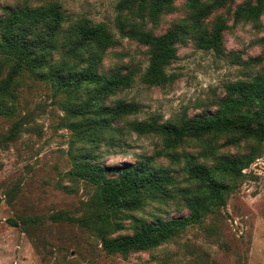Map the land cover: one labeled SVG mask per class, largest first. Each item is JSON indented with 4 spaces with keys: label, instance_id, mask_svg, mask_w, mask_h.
<instances>
[{
    "label": "rangeland",
    "instance_id": "1",
    "mask_svg": "<svg viewBox=\"0 0 264 264\" xmlns=\"http://www.w3.org/2000/svg\"><path fill=\"white\" fill-rule=\"evenodd\" d=\"M53 1L62 4L68 16L65 25L87 19L107 24L114 33L117 44L108 48L101 71L133 73L132 85L110 99L138 103L140 111L131 120L156 115L162 121H175L214 111L227 84L264 68V63L252 61L264 54V12L257 22L234 23L227 9L216 10L207 22L211 26L217 14L227 15L224 53L199 48L188 38L178 44L177 57L168 68L177 78L162 85L142 80L149 63L148 47L119 33L120 0H0V16L6 6ZM243 1L235 0L233 5ZM187 14L185 0H175L173 10L163 13L156 25L146 21L145 27L161 33ZM9 69L10 64L0 56V76H6ZM20 80L15 111L11 100L1 101L8 112L0 109V264H264V142L255 160L243 169L226 205L207 214L202 222L152 249L128 255L107 253L91 229L51 217L60 211L75 217L94 214L95 188L66 174L74 142L72 130L63 125L61 97L44 80L28 74ZM223 141L219 138L217 144ZM254 145L243 142L220 147V151L244 154ZM163 146L158 136L126 131L118 145L103 147L101 161L125 166L141 155L156 154ZM180 150L197 153L199 149L187 144ZM157 162L174 168L178 188L186 187L184 161L173 164L160 156ZM131 214L149 221L167 220L188 215L189 209L178 190L167 200H149L140 210L120 212L118 218L125 228L116 234L132 232Z\"/></svg>",
    "mask_w": 264,
    "mask_h": 264
},
{
    "label": "trees",
    "instance_id": "2",
    "mask_svg": "<svg viewBox=\"0 0 264 264\" xmlns=\"http://www.w3.org/2000/svg\"><path fill=\"white\" fill-rule=\"evenodd\" d=\"M174 1L118 3L122 12L116 22L119 33L148 47L149 63L142 80L149 85L177 78L168 68L177 57L178 44L188 38H193L199 48L224 53L227 15L217 14L211 26L207 22L216 10L227 9L234 23L257 22L264 12V0H245L236 5L235 0H185L188 14L167 30L155 33L145 27L146 21L156 25L163 13L173 10ZM3 9L0 56L10 69L6 76H0V109L8 112L1 101L11 100L15 111L23 74L49 83L54 94L61 97L63 125L72 130L76 145L70 150L71 168L66 174L95 188L94 214L75 217L60 211L51 215L53 219L78 222L101 239L107 253L128 255L173 240L226 205L244 175L243 169L255 160L264 142V68L249 78L227 84L214 111L175 121H162L156 115L131 120L140 111L138 103L110 99L132 85L133 73L101 71L108 48L117 44L107 24L78 19L65 25L68 16L57 1ZM252 61L264 63V54ZM126 131L158 136L164 146L156 154L141 155L137 162L125 166L102 162L103 147L118 145ZM219 138H224L221 144H217ZM243 142L255 145L244 154L220 151V147L240 146ZM187 144L198 147V152L180 150ZM160 156L173 164L185 162L186 187L178 188L174 168L158 165ZM178 190L183 192L188 215L149 221L131 214L132 232L116 234L125 228L118 218L120 212L140 210L149 200H167Z\"/></svg>",
    "mask_w": 264,
    "mask_h": 264
}]
</instances>
